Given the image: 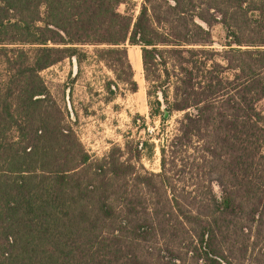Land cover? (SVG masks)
Here are the masks:
<instances>
[{"label": "trees", "instance_id": "obj_1", "mask_svg": "<svg viewBox=\"0 0 264 264\" xmlns=\"http://www.w3.org/2000/svg\"><path fill=\"white\" fill-rule=\"evenodd\" d=\"M130 2L0 0V264H264V0ZM86 45L113 98L140 47L149 117L181 114L160 172L146 141L90 155L51 97Z\"/></svg>", "mask_w": 264, "mask_h": 264}, {"label": "rangeland", "instance_id": "obj_2", "mask_svg": "<svg viewBox=\"0 0 264 264\" xmlns=\"http://www.w3.org/2000/svg\"><path fill=\"white\" fill-rule=\"evenodd\" d=\"M142 2L132 0L122 5L120 12L136 16ZM212 33L216 44L224 41L226 33L221 26H215ZM104 48L81 46L80 64L77 57L69 58L41 72V77L90 155L101 158L114 144L122 145L127 139L146 141L149 144L143 151L141 163L148 171L158 173L161 169L159 145L175 132V119L181 114L174 115L164 125L159 118L149 117L148 84L138 46H128L129 59L137 68L133 71L138 90L131 92L130 86L118 82L119 91L111 87L116 91L113 98L108 92L109 82H117L113 68L96 53L97 49ZM260 107H264V101ZM137 117L141 121H137Z\"/></svg>", "mask_w": 264, "mask_h": 264}, {"label": "crops", "instance_id": "obj_3", "mask_svg": "<svg viewBox=\"0 0 264 264\" xmlns=\"http://www.w3.org/2000/svg\"><path fill=\"white\" fill-rule=\"evenodd\" d=\"M131 63H132V61H131ZM132 66H133V69H137V68L135 67V64H134V63H132Z\"/></svg>", "mask_w": 264, "mask_h": 264}, {"label": "water", "instance_id": "obj_4", "mask_svg": "<svg viewBox=\"0 0 264 264\" xmlns=\"http://www.w3.org/2000/svg\"><path fill=\"white\" fill-rule=\"evenodd\" d=\"M166 117H168V113H166Z\"/></svg>", "mask_w": 264, "mask_h": 264}]
</instances>
